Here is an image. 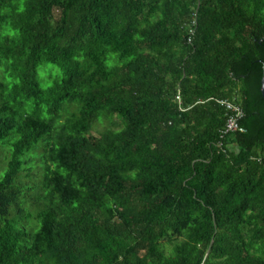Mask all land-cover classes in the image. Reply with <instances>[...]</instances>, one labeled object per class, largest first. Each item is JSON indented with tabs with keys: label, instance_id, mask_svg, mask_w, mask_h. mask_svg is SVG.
<instances>
[{
	"label": "trees",
	"instance_id": "16d2710c",
	"mask_svg": "<svg viewBox=\"0 0 264 264\" xmlns=\"http://www.w3.org/2000/svg\"><path fill=\"white\" fill-rule=\"evenodd\" d=\"M263 66L264 0H0V264H264Z\"/></svg>",
	"mask_w": 264,
	"mask_h": 264
},
{
	"label": "built area",
	"instance_id": "2783aa9c",
	"mask_svg": "<svg viewBox=\"0 0 264 264\" xmlns=\"http://www.w3.org/2000/svg\"><path fill=\"white\" fill-rule=\"evenodd\" d=\"M191 30H190V34L192 35L195 31L196 28V23L192 22L191 23ZM187 43L191 44V40H190V36L187 39ZM221 106L224 107V109L227 112V119H226V123L224 125L223 130L220 132V138H223L226 134L231 133V132H243V129L239 126V121L242 119L243 117V113L241 111V109L230 102H226V101H217ZM218 147H220V144L218 145Z\"/></svg>",
	"mask_w": 264,
	"mask_h": 264
},
{
	"label": "rangeland",
	"instance_id": "374dc122",
	"mask_svg": "<svg viewBox=\"0 0 264 264\" xmlns=\"http://www.w3.org/2000/svg\"><path fill=\"white\" fill-rule=\"evenodd\" d=\"M53 71L59 73V70L51 64H45V65H42L38 68L37 82L41 88H46L52 84L54 77L53 78L49 77V75L51 73H53ZM6 80H8V79H5V81ZM66 107H64V109H63V114H65V116L68 114V112L71 111V109H67ZM75 107H76V105H71L72 109H74ZM99 129H101L100 125L97 126V130H99ZM0 176H1V173H0Z\"/></svg>",
	"mask_w": 264,
	"mask_h": 264
},
{
	"label": "water",
	"instance_id": "95a60500",
	"mask_svg": "<svg viewBox=\"0 0 264 264\" xmlns=\"http://www.w3.org/2000/svg\"><path fill=\"white\" fill-rule=\"evenodd\" d=\"M261 94H262V97L264 98V66H263V75L261 79Z\"/></svg>",
	"mask_w": 264,
	"mask_h": 264
},
{
	"label": "clouds",
	"instance_id": "9594fccd",
	"mask_svg": "<svg viewBox=\"0 0 264 264\" xmlns=\"http://www.w3.org/2000/svg\"><path fill=\"white\" fill-rule=\"evenodd\" d=\"M196 27H197V25H196ZM189 34H190V32H189ZM3 81H5V80H3Z\"/></svg>",
	"mask_w": 264,
	"mask_h": 264
}]
</instances>
